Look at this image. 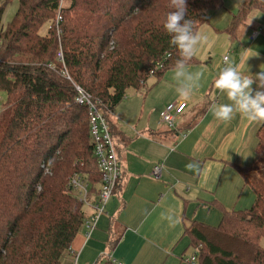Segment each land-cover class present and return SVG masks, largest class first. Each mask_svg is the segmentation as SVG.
Here are the masks:
<instances>
[{
  "label": "trees",
  "instance_id": "16d2710c",
  "mask_svg": "<svg viewBox=\"0 0 264 264\" xmlns=\"http://www.w3.org/2000/svg\"><path fill=\"white\" fill-rule=\"evenodd\" d=\"M7 3L0 6V264H62L85 220L68 178L83 174L93 197L102 184L76 86L99 102L114 138L109 111L179 59L163 28L172 9L170 0H18L4 26ZM186 3L196 32L223 7V0ZM255 9L264 13V0L239 5L226 29L233 39L251 28ZM258 138L254 161L240 170L253 205L228 212L217 227L186 226L198 264H264V124Z\"/></svg>",
  "mask_w": 264,
  "mask_h": 264
},
{
  "label": "crops",
  "instance_id": "0c3cea01",
  "mask_svg": "<svg viewBox=\"0 0 264 264\" xmlns=\"http://www.w3.org/2000/svg\"><path fill=\"white\" fill-rule=\"evenodd\" d=\"M243 1H234L231 13H224L228 0H223V7L198 29L207 40L198 46V63L189 64L188 71L203 76L188 98L177 93L178 81L169 69L111 110L120 186L89 236L83 224L62 264H191L185 259L197 252L186 226L196 221L217 227L225 214L253 202L254 192L240 170L254 161L264 123L240 114L220 121L210 111L213 104L230 103L214 85L226 56L245 74L264 70V35L255 23L249 19L251 28L241 29L236 39L226 31ZM253 32H258L254 38ZM176 102H185L186 108L170 129L160 115ZM204 105L206 111L192 123ZM190 163L198 167L189 169ZM156 164L163 165L160 180L152 176ZM84 212L89 220L94 209L85 206Z\"/></svg>",
  "mask_w": 264,
  "mask_h": 264
},
{
  "label": "clouds",
  "instance_id": "9594fccd",
  "mask_svg": "<svg viewBox=\"0 0 264 264\" xmlns=\"http://www.w3.org/2000/svg\"><path fill=\"white\" fill-rule=\"evenodd\" d=\"M169 7L172 10L166 14L163 28L170 36V45L179 50L174 77L178 81L177 93L186 99L198 87L203 76L202 72L188 71V64L195 56L198 46L205 43L207 38L194 31L193 21L185 18L188 12L186 0H170ZM254 83L255 90L252 87ZM214 85L230 101L211 106L210 111L216 119L230 121L236 114H240L250 122L264 123V70L256 74H245L225 58V67L220 71ZM197 167L196 163L188 165L189 169Z\"/></svg>",
  "mask_w": 264,
  "mask_h": 264
},
{
  "label": "built area",
  "instance_id": "2783aa9c",
  "mask_svg": "<svg viewBox=\"0 0 264 264\" xmlns=\"http://www.w3.org/2000/svg\"><path fill=\"white\" fill-rule=\"evenodd\" d=\"M62 20L60 14L57 15L55 23ZM258 32H253L252 38H254ZM59 60H63L62 53L58 54ZM225 58L228 59L226 56ZM224 58V60H225ZM162 64H158V68H162ZM155 70L150 71V75H154ZM65 77H68L67 72H63ZM77 91V102L84 104L88 108V120L91 126V136L93 144V153L98 161V169L102 175V184L100 187V193L98 196L93 197L90 193L91 185L87 178L81 173H74L68 178V186L74 193V195L83 203L85 206H90L94 209L93 215L89 220H84L88 232L87 236L90 235L94 229L97 220L101 214L104 213L105 208L109 200L115 194V190L120 183L122 172L118 162L117 152L110 131V125L107 117L104 115L99 102L93 100L92 96L85 92L79 86H76ZM2 102L0 99V110ZM186 108L185 102H176L168 105L160 115V122L165 124L170 129L175 128L177 119L183 114ZM111 112V110L109 111ZM163 165L156 164L152 169V176L155 180L162 178ZM186 262L191 264L197 263V255L186 258Z\"/></svg>",
  "mask_w": 264,
  "mask_h": 264
},
{
  "label": "rangeland",
  "instance_id": "374dc122",
  "mask_svg": "<svg viewBox=\"0 0 264 264\" xmlns=\"http://www.w3.org/2000/svg\"><path fill=\"white\" fill-rule=\"evenodd\" d=\"M6 1H8V3L6 4V7H5V14H4V17H3V25L6 26L7 23H9L11 21V19L14 17L15 13H16V10H17V7H18V0H0V6L3 5V3H5ZM234 1H237V0H228V2H225V6H224V13H231V8L230 6L233 5L235 2ZM251 14H257L259 17L257 19H253V15L250 17L249 16V19L254 22L255 26H257V29L259 33L260 32V28L261 27H264V14H262L261 11L255 9L251 12ZM262 18V19H260ZM42 33L43 35H48V27L45 26L42 28ZM248 36H250V33L246 34ZM154 77H151V81L149 82V85L150 83L153 81ZM131 92H134L133 90H129L127 92V96H129V94H131ZM0 99H1V102L3 103V98L0 96ZM126 100H124L123 102H125ZM6 106V105H5ZM5 106L3 108H5ZM252 194V192L249 190L247 194ZM254 192V191H253ZM245 193V196L247 195ZM255 196V194L253 193L252 196ZM253 202L249 203L248 205H245V204H241L239 206V210H246V209H249L254 201H255V197H253ZM245 199L242 200V203L244 202Z\"/></svg>",
  "mask_w": 264,
  "mask_h": 264
}]
</instances>
